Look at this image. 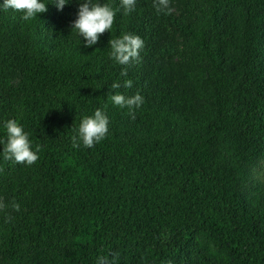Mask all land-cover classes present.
<instances>
[{
	"label": "trees",
	"instance_id": "trees-1",
	"mask_svg": "<svg viewBox=\"0 0 264 264\" xmlns=\"http://www.w3.org/2000/svg\"><path fill=\"white\" fill-rule=\"evenodd\" d=\"M198 1L204 15L185 36L204 104L176 112L160 89L158 103L143 102L134 120L108 100L110 91L138 92L133 74L122 77L124 65L110 58L109 41L128 29L139 35L138 3L135 26L121 0H102L116 11L111 31L92 47L65 48L44 39L55 0H41L48 11L31 21L0 7V141L14 119L32 150L40 147L29 166L5 160L0 143V196L9 208H30L8 223L0 214L8 264H96L113 253L117 264H264V187L252 196V169L264 161V0H225L234 44L221 32L220 1ZM98 108L109 120L106 138L74 148L71 128Z\"/></svg>",
	"mask_w": 264,
	"mask_h": 264
},
{
	"label": "rangeland",
	"instance_id": "rangeland-1",
	"mask_svg": "<svg viewBox=\"0 0 264 264\" xmlns=\"http://www.w3.org/2000/svg\"><path fill=\"white\" fill-rule=\"evenodd\" d=\"M219 1L222 6L218 15L221 32L230 44H234L238 38L235 20L231 13L226 18L222 17L225 0ZM81 2L82 0H66L67 4L63 10L54 6L44 35L47 45L65 48L70 44L84 41L77 33L72 32V25L78 18ZM93 3L104 4L102 0H93ZM136 3L140 5L144 14L138 30V36L142 38L144 47L139 54L140 60L124 65V68L128 73H132L137 80L135 89L142 95L143 102L149 101L151 104H157L159 98L156 92L163 89L169 93L167 108L176 112L189 111L192 106L199 107L204 104V100L196 97L194 92L193 84L196 72L188 62L190 52L186 46L185 29L193 27L198 18L204 15L205 4L198 0H169L170 7L174 11L168 15L164 12L157 13L153 7L154 0H136ZM130 15L135 19V26L138 25L139 19L134 16V11ZM128 33H131L130 29H128ZM205 35L209 40L215 41L213 32L205 31ZM200 73L202 74L203 71ZM18 79V72L11 69L8 80L14 83ZM131 93L132 95L136 94L133 91ZM28 175H22L21 180L28 181ZM252 178L258 183V190L252 193L254 196L258 194L261 187H264V161L259 162L252 169ZM41 189L40 186L39 190ZM0 201L7 205L6 197L0 196ZM29 210L30 208L23 205H20L19 211L7 206L0 211V214L4 218L10 216L12 221ZM0 264H8L1 255ZM28 264L40 263L33 260Z\"/></svg>",
	"mask_w": 264,
	"mask_h": 264
},
{
	"label": "clouds",
	"instance_id": "clouds-1",
	"mask_svg": "<svg viewBox=\"0 0 264 264\" xmlns=\"http://www.w3.org/2000/svg\"><path fill=\"white\" fill-rule=\"evenodd\" d=\"M56 7L63 10L67 4L66 0H55ZM136 0H121L120 7L124 11V15H129L135 10ZM48 5L41 2V0H5L3 5H0L4 10H13L22 13L24 21H31L37 16L48 11ZM153 7L157 13L164 12L170 15L174 9L170 7L169 0H154ZM116 11L108 4L93 3V0H82L78 9V18L73 22V31L86 41V47H92L98 43L99 38L106 32H110L115 23ZM144 47V42L141 37L132 33L122 34L119 38H111L109 41V48L111 49L110 58L119 65H128L140 60V51ZM127 69L124 68L120 75L127 76ZM133 82L126 79L123 82L124 88H131ZM121 88L119 81L111 85V89ZM110 100L115 106L120 108H127L129 115L133 120L135 119V109H138L143 104V97L137 92L133 96H125L120 93L108 94ZM108 117L101 109H97L93 116H85L78 128L74 126L71 130L75 133L72 137L73 147L79 148L81 144L85 148H92L95 144L103 141L109 131ZM6 130V140L0 141L3 144V156L5 160L13 161L17 164H27L29 166L35 164L38 160L37 153L40 147L37 146L33 151L28 135L23 128L14 119L6 120L3 124ZM7 207L0 201V211ZM11 207L15 211L20 210V205L15 201L12 202ZM11 221V217L7 216L5 222ZM119 253L112 254L111 262L106 257H98L96 264H117Z\"/></svg>",
	"mask_w": 264,
	"mask_h": 264
}]
</instances>
